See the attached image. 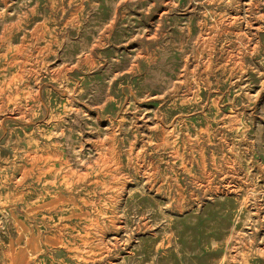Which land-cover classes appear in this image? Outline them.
<instances>
[{"label":"rangeland","instance_id":"374dc122","mask_svg":"<svg viewBox=\"0 0 264 264\" xmlns=\"http://www.w3.org/2000/svg\"><path fill=\"white\" fill-rule=\"evenodd\" d=\"M0 264H264V0H0Z\"/></svg>","mask_w":264,"mask_h":264}]
</instances>
